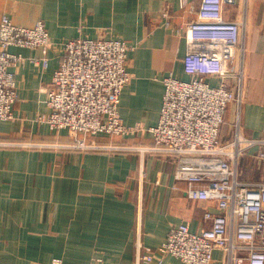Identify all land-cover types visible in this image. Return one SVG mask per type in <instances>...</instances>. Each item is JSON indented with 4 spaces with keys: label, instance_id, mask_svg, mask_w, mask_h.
<instances>
[{
    "label": "crops",
    "instance_id": "crops-1",
    "mask_svg": "<svg viewBox=\"0 0 264 264\" xmlns=\"http://www.w3.org/2000/svg\"><path fill=\"white\" fill-rule=\"evenodd\" d=\"M186 1L180 9L179 0H0V18L28 28L42 21L51 41L46 68L29 60L31 50L10 48L25 61L14 68L13 119L0 121V264H155L143 260L144 250L155 253L171 226L208 229L205 212L226 214L235 232L236 221L215 201L188 198L187 184L173 178V157L136 149L152 145L146 131L89 137L100 147L83 150L73 147L80 134L52 131L38 120L49 112L45 92L61 44L118 38L130 48L131 74L119 98L120 119L127 127L155 126L163 78L189 79L182 30L194 18L189 7L200 0ZM164 10L172 15L169 29ZM224 19L240 23L243 53L241 102L227 106L220 137L226 141L239 132L256 142L238 157L236 175L243 184L264 183V0L225 6ZM160 257L162 264H184ZM213 258L226 264L222 250Z\"/></svg>",
    "mask_w": 264,
    "mask_h": 264
},
{
    "label": "built area",
    "instance_id": "built-area-1",
    "mask_svg": "<svg viewBox=\"0 0 264 264\" xmlns=\"http://www.w3.org/2000/svg\"><path fill=\"white\" fill-rule=\"evenodd\" d=\"M243 0H200L194 18L183 27L186 42L183 59L188 80L163 78L158 122L146 130L125 126L118 105L122 89L130 81L127 71L129 46L118 38H76L61 44L59 66L46 89L48 114L38 120L52 131L71 130L82 136L74 148L96 146L89 137L100 134L127 136L146 131L152 145L136 148L158 152L175 160L173 178L187 184L191 200H212L236 221L229 228L224 213H204L208 229L193 232L188 224L171 226L158 250L145 249L143 260L162 264L168 254L184 264H215L213 252L222 250L226 264H264V183L238 181V157L256 142L235 133L220 137L227 106L241 102V25L224 19V7ZM188 5L179 0V8ZM171 14L161 13L163 26L171 28ZM51 46L42 21L32 27L14 25L7 15L0 18V121L13 119L17 99L14 68L25 61L10 48L29 49V60L46 68ZM239 56V57H238ZM209 79L217 80L211 84ZM235 81L231 88L228 82ZM28 146H32L31 144ZM50 264H61L53 260Z\"/></svg>",
    "mask_w": 264,
    "mask_h": 264
}]
</instances>
